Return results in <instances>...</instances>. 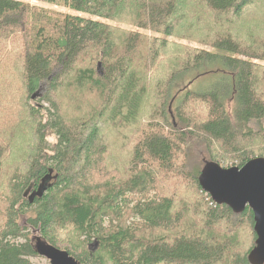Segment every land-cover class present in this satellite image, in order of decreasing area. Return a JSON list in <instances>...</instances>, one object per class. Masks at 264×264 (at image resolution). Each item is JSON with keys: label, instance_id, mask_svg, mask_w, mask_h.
I'll list each match as a JSON object with an SVG mask.
<instances>
[{"label": "trees", "instance_id": "1", "mask_svg": "<svg viewBox=\"0 0 264 264\" xmlns=\"http://www.w3.org/2000/svg\"><path fill=\"white\" fill-rule=\"evenodd\" d=\"M187 1L0 0V264H33L34 234L80 264H250L252 212L216 205L198 177L206 162L264 159V37L243 45L232 32L239 20L253 35L242 15L264 6ZM179 26L210 50L173 44ZM205 75L215 80L173 102ZM44 83L47 107L32 98ZM76 95L91 114L69 117ZM113 149L126 177L106 182Z\"/></svg>", "mask_w": 264, "mask_h": 264}, {"label": "water", "instance_id": "2", "mask_svg": "<svg viewBox=\"0 0 264 264\" xmlns=\"http://www.w3.org/2000/svg\"><path fill=\"white\" fill-rule=\"evenodd\" d=\"M38 94L39 91L32 98ZM44 184L33 195H41L45 190ZM198 184L216 205H225L234 214H241L246 208L252 212L256 240L247 260L250 264H264V159L254 158L241 168L228 169L215 162H206L200 171ZM34 241V251L50 264H79L68 253L53 248L38 235Z\"/></svg>", "mask_w": 264, "mask_h": 264}, {"label": "rangeland", "instance_id": "3", "mask_svg": "<svg viewBox=\"0 0 264 264\" xmlns=\"http://www.w3.org/2000/svg\"><path fill=\"white\" fill-rule=\"evenodd\" d=\"M180 1L183 2L182 5L180 4L181 7L188 3L187 0H180ZM30 4H36V3L30 2ZM253 4L256 5V6L263 7L264 6V0H255ZM40 5L46 6L45 4H42V3H40ZM62 11H64V10H62ZM66 11L67 12H71V11H68V10H66ZM181 13H183V12L181 11ZM71 14H74V13L72 12ZM242 19L246 22V24L249 27H252L254 29L255 33L253 35H251V36L246 35L244 33H241L240 30H239V28H240L239 20L235 23V25H234V27L232 29V32H234L235 34H241L242 35V37L238 38V39L241 41V43L243 45L248 44L250 41H252V39H254L253 40L254 44H256V45L260 44L261 37H264V9L263 8L252 7L249 11H245L243 13ZM213 28H214V31L217 32V33H225V32H227V30H225V29H222V30L219 31L218 29H216V27L214 25H213ZM256 34L258 36H256L254 38V36ZM176 35L179 38L170 39V41L173 44H175V45H184L186 47L194 48V49L210 50V48L207 47V46L196 44V43H194L192 41H183V40H181L180 38H182V36L184 35V30H183V28L181 26H179L177 28ZM175 52H176V50L171 48V47H169V49L166 51V53H169V54H175ZM97 72H98L99 75L103 73V69H102V66H101L100 63L97 66ZM135 72H136V77L137 78H143V76L140 74V71L138 70V68H136ZM204 77L206 79H204ZM208 79L213 80V81L215 80L214 77H212V76L209 77L208 75H205V76H202V78L199 77V78L193 80L192 83L188 84L187 81L189 80V77L186 78V84H183L181 86H176V88L174 89L173 102L179 96V93H181V92H183L182 94H184L185 91H195V90H198V89L202 88L203 86H206V83H207ZM185 85H186V87H184ZM198 86H202V87L197 88ZM45 87H46L45 83L40 86L38 97L44 92ZM256 87H257L258 94L261 96L262 99H264V80H263V78L261 76L257 79V86ZM35 103L38 106L43 105V107H47V105L46 104H42V102L39 101L38 98L35 100ZM151 103H152V93H151V91H149L148 92V97L145 99L144 104H148L149 105ZM197 105L198 104H196L194 106V109H198L200 111V108ZM90 107H91L90 100L82 101L80 99V95H76V97L74 98V101L72 103V109H70L71 113H70L69 117L70 118L82 117L81 115L84 112H88L89 114H91V111H89ZM195 113H198V111H195ZM107 128H108V126H106L104 128V132L107 130ZM126 134L129 135V131L124 132L122 134V136L117 139L119 141V143L123 140V138H124V136ZM54 142H55V138L54 137H50L49 140H48V145L51 146V145H53ZM113 151L117 152L114 149L111 150L110 152H108V159H107L106 164H105V168H108V176H106V179H105L106 182L111 181L113 176L115 178H125L126 177L125 169H124V166H123L124 162H122V161L127 159V155L126 154L120 155L119 156V160L120 161L118 162V164H116V162L110 160V158L114 154ZM183 191H185V190L183 189ZM184 197L187 199V202L190 204L192 202V199H193L194 195L189 192L188 194L183 196V198ZM188 217L191 219L193 225H195L197 227V225L195 224L196 220L198 222V220L201 218V216L196 214V216L193 218L192 215L189 214ZM185 220H186V218H185ZM185 229H186V227H185ZM185 229L182 228L181 232L184 231ZM200 229L198 228L197 232L200 231ZM219 229H221V228H217L216 227V230H219ZM31 234L29 236H31ZM170 234L171 233H169L168 231H156L155 236L156 237H163V236H168L169 237ZM27 235H28V233H27ZM34 235H36V234H34ZM72 236L73 235L65 237V236H61L59 234H55V237L57 238V241H58L57 243L59 245H62V243L69 244V246L70 245L72 246V244H75L76 242H73L74 240H72L73 239ZM56 238H55V242H56ZM20 241H22V239ZM97 246H98V244H97ZM93 252H96V249H94ZM29 260L33 264H49L48 260H46V259H44L42 257H39V256L38 257H34V258H30Z\"/></svg>", "mask_w": 264, "mask_h": 264}, {"label": "bare ground", "instance_id": "4", "mask_svg": "<svg viewBox=\"0 0 264 264\" xmlns=\"http://www.w3.org/2000/svg\"><path fill=\"white\" fill-rule=\"evenodd\" d=\"M200 175V174H199ZM207 194V193H206ZM208 195V194H207ZM36 236V235H35ZM34 236V237H35ZM33 241H34V238L32 239ZM34 244H35V241H34ZM34 244H33V248H34ZM52 246V245H51ZM53 247V246H52ZM53 248H55L56 249V247H53ZM60 250V249H59ZM61 251H63V250H61ZM35 252V251H34ZM66 252V251H65ZM36 253V252H35ZM67 253V252H66ZM37 254V253H36ZM37 256H38V254H37ZM40 257V256H39ZM43 258V257H42ZM45 259V258H44ZM47 260V259H46ZM49 262V261H48ZM249 262V261H248ZM50 264V263H49ZM80 264V263H79Z\"/></svg>", "mask_w": 264, "mask_h": 264}]
</instances>
